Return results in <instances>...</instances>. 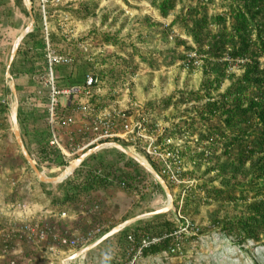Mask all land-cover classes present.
Here are the masks:
<instances>
[{"label":"rangeland","instance_id":"374dc122","mask_svg":"<svg viewBox=\"0 0 264 264\" xmlns=\"http://www.w3.org/2000/svg\"><path fill=\"white\" fill-rule=\"evenodd\" d=\"M188 1L182 0L172 15L163 18L151 5V0H51L46 6L45 26L39 3L30 0V3L34 4L40 24L43 25V31L47 27L49 32L56 35V40L51 42L54 50L58 53H69L73 57L72 64L54 68L56 84L62 89H67L72 87V79H78L74 83V86H77L84 83L87 74L97 75L102 94L96 96L97 100L93 101L95 107L99 110L121 111L120 115L131 119L146 116L147 133L157 139L161 149L165 148L164 138L171 136L174 143L180 145L183 165L187 169L182 174L185 182L170 183L171 185L168 182L174 201L166 213L173 223L174 251L164 250L157 254L137 256L136 253L130 252L124 256L121 252L104 246L94 248L90 254L86 253L67 261V264H264V238L260 242L250 240L238 245L233 242L232 237L214 227L215 220L245 212L254 203L255 190L247 186L253 175L251 171L247 172L251 167L250 163L240 171H236L232 163L233 166L228 167L226 172L219 173L217 169L209 170V167H217L228 160L226 157H217L221 153L220 148L217 151L212 150L215 158L200 167L193 164L190 157L192 150L200 148L196 139L197 132L204 129L201 124L204 122L200 120L199 115L204 101L195 102L188 99L191 97L189 93L204 94L203 85H208V82L213 80L217 70L214 69L216 63L205 58H201L199 65L187 64L188 53L195 52L190 48L193 47V42L181 25L168 26L174 14ZM224 4L221 0H214V3L210 4L211 12H220ZM29 21V16L26 20L18 17V33ZM107 35L111 37L112 42H106ZM81 42L87 43L86 51L80 47ZM37 65V70L29 73V91L22 101L17 85L16 88L19 106L22 104L28 118L29 113L34 112L36 108L41 112L37 119L29 123L31 125L37 120V127L40 129L45 122L48 123V118L45 119L46 116L42 113L47 111L49 87L46 82L49 75L44 56ZM219 67L222 69V64ZM242 72L243 69L238 63H231L226 69V74L229 75L239 76ZM230 84L231 79L225 78L220 89L213 91L212 96L217 97ZM170 96L173 98L166 105ZM63 101L65 104L66 98ZM7 102L6 108L3 107L1 103ZM14 103L10 81L6 79L3 69L0 71V104L3 107L0 106V253L5 244L8 245V251L1 254L0 264H11L12 260L15 264H63L66 258L100 238L105 222L96 221L95 215L91 213L81 214V219L87 218V221L73 225L78 229L74 234L73 227L65 225L64 221L56 219V216L53 217L52 212L32 209L30 203L33 200L43 202L38 184L40 180L26 163L16 142L11 122ZM65 112L69 113L67 109ZM79 117L87 120L83 115ZM191 122H194L195 126L187 127ZM217 123L218 119L214 121V124ZM191 130L197 132L192 134ZM58 132L63 138L62 146L67 150H72L69 141L81 142L77 126L59 127ZM121 140L128 144L127 148L139 158L148 162L152 159L161 167L159 158L147 153L145 139L138 140L135 144ZM80 153L68 158L73 161ZM41 166L47 177L61 173H50L48 162H41ZM143 169L148 173V183L146 186L140 185L137 189L141 195L139 200L145 204L140 213L154 211L168 204L164 189L161 190L155 178L144 167ZM205 182L230 186L236 189L238 195L243 190V195H247L248 200L206 202V190L200 188ZM260 183L264 185V179ZM115 190L118 188L104 191L100 197L108 198V193ZM262 192L264 194V190ZM188 197L190 201L183 212V205ZM147 218L149 216H142L141 219ZM29 224L37 225L36 228H49L53 232L77 236L84 244L77 248L62 246L51 236L43 240H29L26 227ZM97 226H100L102 231L88 236L87 232ZM49 245H54L56 250L47 252Z\"/></svg>","mask_w":264,"mask_h":264},{"label":"trees","instance_id":"16d2710c","mask_svg":"<svg viewBox=\"0 0 264 264\" xmlns=\"http://www.w3.org/2000/svg\"><path fill=\"white\" fill-rule=\"evenodd\" d=\"M221 1L222 3L225 2L224 8L220 12H211L210 4L214 3V0H189L188 3L181 6L179 12L174 14L168 26L181 25L193 42V47L190 48L194 49L201 58L216 63L214 69L217 70V75L208 82V85H203L204 94L189 93L191 97L188 99L195 102L204 101L201 110H199L200 120L204 122L201 123L204 129H200L198 132L191 130L192 134L197 132L196 142L201 150H192L191 159L196 162L198 167L206 162L209 164L215 158L213 151L220 148L221 153L217 157H226L228 160L217 167H209V170L217 169L219 173H223L234 163L233 168L240 171L245 168L247 163L251 165L247 172L251 171L253 175L247 186L255 190L254 203L245 212L214 222L215 228L221 229L232 237L234 243L243 245L250 240L260 242L264 238V194L262 192L264 185L260 183L264 179V0ZM180 2L182 0H151V5L161 17L168 18L176 11ZM32 6L36 22L33 31L29 32L23 39L24 45L29 44V54L25 52L24 59L29 60L30 74L37 70V64L43 60V56L45 58L46 45L43 25L40 24L34 4ZM49 38L51 42L55 41V33L49 32ZM106 42H112L108 35ZM113 43L115 42L113 41ZM21 50L22 46L19 47L17 55ZM28 55L29 58H27ZM218 63L222 64V69ZM231 63L240 64L243 69L241 75L226 74V69ZM10 71L15 77L17 73L16 58ZM225 78L231 79L230 86L224 92L219 93L217 97H213L212 92L220 89ZM76 81L78 79H72V84ZM172 98L173 96L168 98L166 105L171 102ZM188 99L185 100L188 101ZM1 104L6 108L8 102ZM22 112L21 106H19L18 121L20 124L23 122ZM42 114L46 116L45 119L48 118V111L45 110ZM25 116L27 117V114ZM217 119L219 123L214 124ZM194 126V122L187 125L191 128ZM36 133L37 155H32V151L26 147L39 169L41 171L43 169L41 162H48L65 168L68 162L65 160L64 154L57 146L50 144L52 135L48 123L45 122ZM192 134L189 133V135ZM115 141H119L125 147L128 146L122 140L115 139ZM117 152L126 158L123 168H110L103 175L99 174L100 166L86 172L83 177L84 182L78 188L79 192L86 193L87 190L106 188L108 184H118L122 181L126 182V188H129L130 191L139 189L140 185L146 186L148 173L144 171L143 167L120 150ZM94 156L95 154L88 156L80 167L84 166ZM149 162L156 171L161 173L158 164L151 160ZM26 163L28 162L26 161ZM76 172L78 169L74 174ZM121 174L123 178L120 176ZM155 182L163 190L161 184ZM40 183L46 184L43 181ZM200 188L206 190V202L209 200L218 202L248 200L247 195H243L245 191L241 190V194L238 195L236 189L230 186H217L205 182ZM71 198H73L71 195H67V200L77 202L76 199ZM189 201L190 197L186 199L183 205V212L188 207ZM64 202L55 204L62 205ZM168 216V213H161L138 220L136 225L123 228L95 248L115 239L116 242L112 245L113 250L121 252L125 256L131 248L128 235L133 236L135 246L140 243L143 237L151 238L155 235L161 240L143 248L142 254H157L164 250L172 252L171 248L175 237L173 236V223ZM112 228L106 229L100 236ZM93 250L94 248L88 254Z\"/></svg>","mask_w":264,"mask_h":264},{"label":"built area","instance_id":"2783aa9c","mask_svg":"<svg viewBox=\"0 0 264 264\" xmlns=\"http://www.w3.org/2000/svg\"><path fill=\"white\" fill-rule=\"evenodd\" d=\"M36 1L39 3L41 11L44 14V24L46 26V6L51 0ZM44 40L46 43L44 50L45 62L49 75L46 83L49 87L47 111L48 126L52 135L50 144L57 146L62 151L64 156L68 157L75 155L78 152H81L79 154L81 155L85 150H88L94 145L108 141H115V139H124L128 142H133V144H135L138 140L145 139L147 143V153L159 158L161 161V167H159L161 173L159 174L167 181V183L169 182V184H172L176 182H185V180L182 179V174L187 169L183 165V156L180 152V145L177 143L175 144L171 136H167L164 138L163 142L165 148L161 149V147L156 142L157 139H154L147 133V119L144 115L139 116L137 119H131L124 115H120L121 111L105 110L103 112H97L90 100L94 95L95 89L99 87V79L95 74H87L83 84L73 86L69 90L60 88L54 79V68L58 65L72 64L73 57L69 53H58L56 50H54L49 38V30L47 27L44 29ZM87 46V43H80V47L85 51L88 49ZM200 62L201 56L197 54L196 51L188 53L187 64L199 65ZM63 98H66L65 104L62 102ZM69 108L71 109L70 112L66 113L65 109L68 110ZM77 115H83L84 117H87V120H84L81 125H77V131L81 135V142H74V140L70 141L69 145L72 146V150H67L61 144V138L58 130L59 127L67 128L76 125ZM198 150H201V148ZM150 160L153 161L152 159ZM147 163L149 162L147 161ZM195 163L196 162L193 160V164ZM149 164L151 165V163ZM118 184L121 187L126 188L125 181H122ZM61 216H66V213L61 212ZM181 218H183V216H181ZM35 226L37 227V225H26L28 228L29 240H34L35 238L38 240H43L51 236L54 241H57L58 244L62 246L77 248L84 244V242L81 243L79 237L77 236H71L66 233L60 234L50 231L49 228L40 229L36 228ZM101 229L102 228L100 226H97L95 229L88 231L87 235L94 236L97 233L99 234L102 231ZM128 238L131 241V248H129L128 253H136L135 256L142 254L143 248L161 240L160 237H143L140 243L135 246L133 243V236L128 235ZM46 250L47 252H54L56 249L54 245H49L47 246ZM174 250L175 247H172L171 251ZM7 251L8 245L5 244L1 250L0 256ZM11 264H15V261L12 260Z\"/></svg>","mask_w":264,"mask_h":264},{"label":"crops","instance_id":"0c3cea01","mask_svg":"<svg viewBox=\"0 0 264 264\" xmlns=\"http://www.w3.org/2000/svg\"><path fill=\"white\" fill-rule=\"evenodd\" d=\"M19 16L23 20H26L28 16L30 17L29 12L23 0H0V71H2L3 69L4 71H6V66L13 47V43L17 38V36L25 28L24 27L18 33V27L20 26L18 23ZM13 37L14 39H12ZM20 46H22V50L16 57L17 73L16 76L13 77L15 79V83L20 93V99L22 101V99L25 98L27 92L29 91V60L24 59V53L26 52L29 54V44L24 45L22 41ZM27 58H29V55L27 56ZM74 85L75 84H72L71 86L73 87ZM70 88L71 87L69 86L67 89L69 90ZM100 94L102 93H101V87L99 86L95 89L94 95L90 99L94 107L96 105L93 101L97 100L96 96L98 97V95ZM63 100L62 102H64ZM95 109L97 112H103L107 110V109L99 110L96 107ZM70 110L71 109L69 108L68 111L70 112ZM22 111L24 112V115ZM21 112L23 119V122L19 124L21 135L24 138L26 146L32 151V155H37L36 132L38 130L37 127L38 123H36L37 120L35 122H32L31 125L29 123L32 120L34 121L35 119H37V115L38 116L41 115L40 114L41 112L38 111V109L36 108L34 112H31L32 114H29L30 116L28 118V113H26L23 110L22 104H21ZM26 114L27 117L25 116ZM76 119H77L76 120L77 123L74 126L81 125L84 121V119H81L79 115L76 116ZM60 138L61 140H63L61 136ZM68 144H70V141ZM117 150L118 149L111 146H104L100 148L99 150L92 153L95 154L94 158L87 161L85 165L82 167H80V165L82 164L81 163L76 168L78 169V172L74 174V172L76 171L75 169V171L68 176L69 178L66 177L65 179L51 183L45 182L46 184L44 185L41 184L40 181H38L41 190V198L43 202L39 203L33 200L30 203L32 209L34 208L35 209L37 208V210L44 209V211L46 212H50V213L52 212L51 214L53 217L56 216L55 217L56 219L63 220L65 225L67 226L71 225L70 227H73V225H77L82 221H87V218L81 219V217H83L82 216L83 214H90V213L92 215H95L94 219L96 221L101 220L105 222V224L102 225L103 231H105L108 228L115 227L119 223L129 219H135V220L130 222V224L127 225L126 227L136 225V222L138 220H141L142 218L140 216L146 213V212L140 213V209L142 210L143 208H145V204L143 203V201L141 202L139 200L141 196L140 193L138 192L139 190L133 189V191H130L129 188L128 189L123 188L119 184H108L106 188L101 187L96 190L95 189L87 190L86 193H83L81 191L79 192L78 190V188L81 187L84 182L83 177L85 176V173L90 170H93L96 167L100 166L99 167L100 169H98L100 175H103V173L110 170V168H114V169L123 168V164L126 161V158L120 156ZM65 160L68 163L71 162V160L66 156H65ZM47 167L49 172L52 174H56V172L63 171L64 169L61 166H57L51 163H48ZM120 176L123 178L122 174ZM116 188H118V190L112 192L110 191L108 193L110 197L108 198L107 196L103 198L100 197V194L102 192L109 191L110 189L114 190ZM67 195H71V197H73L71 199H76L77 202H71V200H67ZM62 201H65L64 204L62 205L55 204V203H60ZM56 207L58 209H55ZM61 212L66 213L65 216L66 218L65 217L63 218L60 215ZM72 230L74 234L78 232V229H75V227H73ZM114 242H116L115 239L114 240L112 239L110 243H104L103 245H101V247L106 246V248L109 247L111 248L112 251H114L112 246Z\"/></svg>","mask_w":264,"mask_h":264},{"label":"water","instance_id":"95a60500","mask_svg":"<svg viewBox=\"0 0 264 264\" xmlns=\"http://www.w3.org/2000/svg\"><path fill=\"white\" fill-rule=\"evenodd\" d=\"M23 1L26 5L28 12H29L30 21L27 24V26L23 29V31L17 36V38L15 39V41L13 43V47H12V50H11V53H10V56H9V59L7 62V66H6L5 77L7 80L10 81V90L14 96V99H15L14 106L11 110V122L13 125L14 136H15L16 142H17V144L21 150V153L23 154L24 158L26 159V161L30 165L31 169L34 171V173L36 174V176L38 177V179L40 181L48 182V183L56 182V181L65 179L70 174H72L75 171V169L90 154L94 153L95 151L99 150L100 148H102L104 146H111V147H114V148L120 150L121 152H123L124 154L129 156L130 158L137 161L142 167H144L155 178V180L161 184L162 188L164 189V191L166 192V194L168 196V204L165 207H162V208L154 210V211L146 212L143 215H141L140 217H142V216H149L150 217V216H153L156 214L166 213L167 211H169L171 209V207L173 206L174 199H173V195L171 193V190H170V187H169L167 181L149 163L141 160L134 152L130 151L127 147L123 146L121 143H119L117 141H108V142L100 143L98 145H95V146L89 148L88 150L84 151L81 155H79L75 160L71 161L63 169V171H61V173L57 176L47 177L39 169V167L37 166L32 155L29 153V151H28V149L24 143V140L22 138L21 132H20L19 121H18L19 97H18V92H17L15 81H14V77L10 71L11 65L17 56L19 47H20L23 39L25 38V36L29 32H31L33 30L35 22H36L35 16L33 13L32 4L30 3L29 0H23ZM134 220L135 219L125 220V221L121 222L120 224L116 225L111 230H109L107 233H105L100 238H98L96 241H94L92 244L83 247L80 251H77L76 253H74L71 256H69L68 258H66L63 261V264H66L67 261H71V260H74L78 257L85 255L90 250H92L93 248H95L98 245H100L101 243H103L105 240H107L110 237H112L113 235L117 234L119 231H121L123 228H125L127 225H129L130 222H132Z\"/></svg>","mask_w":264,"mask_h":264},{"label":"bare ground","instance_id":"6f19581e","mask_svg":"<svg viewBox=\"0 0 264 264\" xmlns=\"http://www.w3.org/2000/svg\"><path fill=\"white\" fill-rule=\"evenodd\" d=\"M138 157H139V156H138ZM140 159L143 160V161H146L145 159H142L141 157H140ZM146 162H147V161H146ZM66 264H67V263H66Z\"/></svg>","mask_w":264,"mask_h":264}]
</instances>
